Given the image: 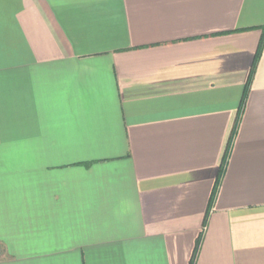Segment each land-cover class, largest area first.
Listing matches in <instances>:
<instances>
[{
  "label": "crops",
  "instance_id": "obj_1",
  "mask_svg": "<svg viewBox=\"0 0 264 264\" xmlns=\"http://www.w3.org/2000/svg\"><path fill=\"white\" fill-rule=\"evenodd\" d=\"M263 35L264 0H0V264H264Z\"/></svg>",
  "mask_w": 264,
  "mask_h": 264
},
{
  "label": "trees",
  "instance_id": "obj_2",
  "mask_svg": "<svg viewBox=\"0 0 264 264\" xmlns=\"http://www.w3.org/2000/svg\"><path fill=\"white\" fill-rule=\"evenodd\" d=\"M263 43H264V35H263V37H262V39H261V41H260V45H259L260 47H259V51H258V53H257V56H258L259 53H260V49H261V47L263 46ZM250 81H251V77L249 78V82L247 83V86H246V87L249 86ZM207 217H208V212H207V214H206V218H207ZM199 245H200V239H199V240L197 241V243H196V247H195V250H194L193 256H192V258H191L190 264H194V263H195V258H196V255H197V251H198Z\"/></svg>",
  "mask_w": 264,
  "mask_h": 264
}]
</instances>
